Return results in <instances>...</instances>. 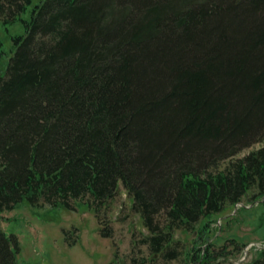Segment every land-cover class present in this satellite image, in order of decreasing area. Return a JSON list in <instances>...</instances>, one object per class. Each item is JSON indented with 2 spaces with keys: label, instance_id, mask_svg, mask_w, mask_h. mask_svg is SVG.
Instances as JSON below:
<instances>
[{
  "label": "trees",
  "instance_id": "obj_1",
  "mask_svg": "<svg viewBox=\"0 0 264 264\" xmlns=\"http://www.w3.org/2000/svg\"><path fill=\"white\" fill-rule=\"evenodd\" d=\"M16 25L0 38V214L89 197L98 215L121 185L153 257L130 264H210L195 243L212 216L264 196V145L234 160L264 141V0H0V29ZM18 252L0 227V264Z\"/></svg>",
  "mask_w": 264,
  "mask_h": 264
},
{
  "label": "rangeland",
  "instance_id": "obj_2",
  "mask_svg": "<svg viewBox=\"0 0 264 264\" xmlns=\"http://www.w3.org/2000/svg\"><path fill=\"white\" fill-rule=\"evenodd\" d=\"M21 33L23 30L18 25L10 28L8 34L0 29L6 49L11 45L10 36ZM7 59L4 56V61ZM263 145L264 141L242 150L234 160ZM224 166L225 163L220 165ZM70 204L73 210L62 206L31 208L23 202L12 211L0 214L3 232L18 240V264H108L114 259L130 264L131 259L153 258L148 255L147 245L142 243L147 231L121 185L112 200L98 206V215L94 212L97 206L89 197ZM103 228L110 229L109 238L101 236ZM197 237L194 233L176 236L184 240L186 247ZM195 245L209 250L210 264H236L240 260L239 264H249L256 259V252L264 248V196L251 190L239 204L227 206L212 216L207 233ZM180 261L158 260L148 264H179Z\"/></svg>",
  "mask_w": 264,
  "mask_h": 264
},
{
  "label": "water",
  "instance_id": "obj_3",
  "mask_svg": "<svg viewBox=\"0 0 264 264\" xmlns=\"http://www.w3.org/2000/svg\"><path fill=\"white\" fill-rule=\"evenodd\" d=\"M240 262H242V260L238 261L236 264H239Z\"/></svg>",
  "mask_w": 264,
  "mask_h": 264
}]
</instances>
